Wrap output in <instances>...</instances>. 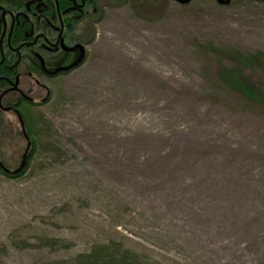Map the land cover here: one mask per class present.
Returning <instances> with one entry per match:
<instances>
[{
  "label": "rangeland",
  "instance_id": "obj_1",
  "mask_svg": "<svg viewBox=\"0 0 264 264\" xmlns=\"http://www.w3.org/2000/svg\"><path fill=\"white\" fill-rule=\"evenodd\" d=\"M85 62L0 169V264H264V3L104 0ZM19 133L20 135L16 136ZM0 129L14 170L21 128Z\"/></svg>",
  "mask_w": 264,
  "mask_h": 264
},
{
  "label": "flooded vegetation",
  "instance_id": "obj_2",
  "mask_svg": "<svg viewBox=\"0 0 264 264\" xmlns=\"http://www.w3.org/2000/svg\"><path fill=\"white\" fill-rule=\"evenodd\" d=\"M105 8L104 0H0L1 130L14 134L20 127L23 134L20 118L28 128L56 83L85 62Z\"/></svg>",
  "mask_w": 264,
  "mask_h": 264
},
{
  "label": "trees",
  "instance_id": "obj_3",
  "mask_svg": "<svg viewBox=\"0 0 264 264\" xmlns=\"http://www.w3.org/2000/svg\"><path fill=\"white\" fill-rule=\"evenodd\" d=\"M238 62H240L241 66H254L258 63L264 61V52L259 51L254 55H245L240 52L235 53ZM228 84L235 89L237 92L245 95L252 101L260 102L264 104V91L256 88L255 86H251L246 79L242 76V69L238 70H227ZM22 174V173H20ZM18 175H13L12 177H17ZM7 176H10L6 174Z\"/></svg>",
  "mask_w": 264,
  "mask_h": 264
},
{
  "label": "water",
  "instance_id": "obj_4",
  "mask_svg": "<svg viewBox=\"0 0 264 264\" xmlns=\"http://www.w3.org/2000/svg\"><path fill=\"white\" fill-rule=\"evenodd\" d=\"M179 1L184 3V4H188L192 0H179ZM218 1L221 4H229L231 2V0H218ZM84 58H85V52H83L82 56L78 59V61L75 63V65H78V64L82 63L84 61ZM20 119H21V123H22L23 134L26 137V139L28 140V144H27L26 150H25V152L23 154L20 166L16 170L13 171L14 174H19L22 171H24V169L26 168V166L28 164L29 156H30L31 149H32V146H33V143H32V141L30 139V136H29V134L27 132L25 122H24L22 117ZM0 166L4 170H6L7 172H12L10 169L6 168L2 163H0Z\"/></svg>",
  "mask_w": 264,
  "mask_h": 264
}]
</instances>
